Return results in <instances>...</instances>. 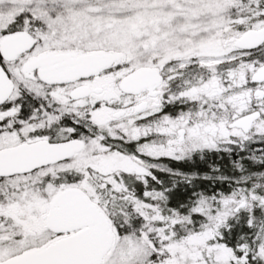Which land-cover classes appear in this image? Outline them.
I'll return each mask as SVG.
<instances>
[{
  "label": "snow or ice",
  "instance_id": "1",
  "mask_svg": "<svg viewBox=\"0 0 264 264\" xmlns=\"http://www.w3.org/2000/svg\"><path fill=\"white\" fill-rule=\"evenodd\" d=\"M0 264H264V0H0Z\"/></svg>",
  "mask_w": 264,
  "mask_h": 264
}]
</instances>
